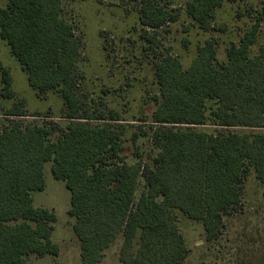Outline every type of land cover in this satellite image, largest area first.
I'll use <instances>...</instances> for the list:
<instances>
[{"label":"trees","instance_id":"trees-1","mask_svg":"<svg viewBox=\"0 0 264 264\" xmlns=\"http://www.w3.org/2000/svg\"><path fill=\"white\" fill-rule=\"evenodd\" d=\"M129 1L139 4L141 38L156 49L152 32L178 19L171 1ZM222 1L191 0L187 15L208 31ZM263 14L238 43L228 46L223 62L216 38L198 45L187 68L170 53L160 55L154 65L159 95L152 116L158 153L150 167L126 161L122 130L90 125L87 110L80 115L82 39L63 16V0H7L0 7V37L27 73L29 85L39 96L58 93L67 118L82 121L60 129L55 141H49L53 129L45 124L14 121L0 131V264H26L31 254L60 252L52 240L56 214L36 206L32 196L45 189L47 162L71 193L79 264H100L119 237L121 264H183L189 248L176 210L201 221L207 241L218 238L224 214L242 201L251 169L264 185V133H214L196 126L264 128V40L257 53L250 52ZM1 83L2 95L12 98L8 68H1ZM24 104L15 103L6 115L26 116ZM117 116L99 112L95 118L116 121Z\"/></svg>","mask_w":264,"mask_h":264},{"label":"rangeland","instance_id":"rangeland-1","mask_svg":"<svg viewBox=\"0 0 264 264\" xmlns=\"http://www.w3.org/2000/svg\"><path fill=\"white\" fill-rule=\"evenodd\" d=\"M170 1V9L178 19L151 31L157 35V47L149 49L148 43L141 38L138 3L129 0H63V16L82 39L77 62V94L83 103L80 115L87 110L91 118L86 122L90 125L107 124L122 130V153L128 163L141 162L152 167L153 158L158 153L152 140V127L155 126L152 116L156 109L154 97L159 95L154 65L160 55L170 53L187 68L197 54L198 45L216 38L218 59L223 62L228 46L238 43L264 10V0H223L214 11L212 27L206 31L187 15L186 5L191 0ZM6 4L7 0H0V7ZM259 25L251 55L258 52L264 40V14ZM185 40H188L187 45ZM2 67L8 68L12 77V98L2 95ZM19 101H24L27 115L8 117V109ZM111 111L117 113L118 120L95 118L99 112L109 115ZM66 112L58 93L50 91L39 96L31 88L27 73L0 37V131L14 121H21L23 126L45 124L53 129L49 141H55L60 129L82 121L67 118ZM196 128L214 133H264V128H221L211 122ZM51 165V162L44 165L45 189L34 191L32 196L36 206L54 210L57 220L52 240L60 252L57 256L31 254L26 257V264H79L81 244L73 231L75 218L69 214L71 193L63 180L53 177ZM140 181L142 189L144 179ZM136 196L138 198L139 192ZM176 213L179 229L189 248L183 264H264V185L256 178L253 169L244 181L241 203L224 214L221 234L215 240H206L201 221L188 218L180 210ZM121 244L122 237H119L106 250L100 264H121Z\"/></svg>","mask_w":264,"mask_h":264}]
</instances>
